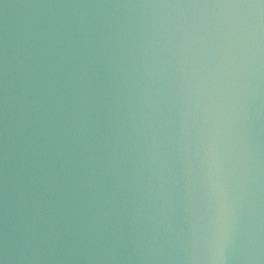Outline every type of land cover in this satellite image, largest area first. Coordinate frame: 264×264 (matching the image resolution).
<instances>
[{
	"label": "water",
	"instance_id": "95a60500",
	"mask_svg": "<svg viewBox=\"0 0 264 264\" xmlns=\"http://www.w3.org/2000/svg\"><path fill=\"white\" fill-rule=\"evenodd\" d=\"M0 52L135 264H264V0H0Z\"/></svg>",
	"mask_w": 264,
	"mask_h": 264
}]
</instances>
